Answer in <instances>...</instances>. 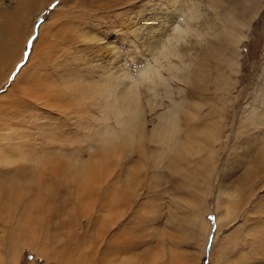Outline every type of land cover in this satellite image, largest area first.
<instances>
[{
  "label": "rangeland",
  "instance_id": "rangeland-1",
  "mask_svg": "<svg viewBox=\"0 0 264 264\" xmlns=\"http://www.w3.org/2000/svg\"><path fill=\"white\" fill-rule=\"evenodd\" d=\"M221 1L0 0V264H264V0Z\"/></svg>",
  "mask_w": 264,
  "mask_h": 264
},
{
  "label": "bare ground",
  "instance_id": "bare-ground-1",
  "mask_svg": "<svg viewBox=\"0 0 264 264\" xmlns=\"http://www.w3.org/2000/svg\"><path fill=\"white\" fill-rule=\"evenodd\" d=\"M107 1V0H106ZM210 3H211V5H218L219 3H220V5L222 6V1L221 0H210ZM235 8V7H234ZM218 9V8H217ZM234 11H235V9H234ZM221 13V12H220ZM172 15V14H171ZM173 16V15H172ZM174 17V16H173ZM162 19H164L165 21H166V19L167 18H165V17H163ZM163 20V21H164ZM167 23V25L165 26V28L167 27V28H170L172 25L175 27V25L174 24H170L169 22H168V20L166 21ZM17 23L15 22L9 29H10V32L11 31H13L14 30V27H15V25H16ZM154 26H157V25H154ZM174 30H175V28H173ZM168 30V29H167ZM180 30H183L182 29V27H180ZM180 30L178 31V32H180ZM181 32H183V31H181ZM179 34L180 33H178V35H176V36H174L173 38H169L168 37V39H164V42L165 43H168V44H171V43H173V39H178V37H179ZM223 39V38H222ZM10 47V46H9ZM6 48V47H5ZM102 48H103V46H102ZM5 51H6V49H4ZM8 50H10V48L8 49ZM103 50V49H102ZM102 54V53H101ZM11 59V58H10ZM157 60H158V58H156ZM41 68H42V65H41ZM37 73V72H36ZM156 74H159V73H156ZM160 75V74H159ZM32 78H33V76H32ZM32 78H30V80L32 79ZM38 79V80H37ZM40 80L41 79H39L38 77H36V76H34V81L32 80L31 82H28L27 84L28 85H25L26 87L27 86H32V82H33V86H32V88L31 89H36L34 92H32L31 90H30V93L31 94H35L36 96H37V92H39V96H41L42 97V94H44V96H50L51 95V92L50 91H47L46 90V92H44L40 87H45V88H50L51 86H43L41 83H40ZM43 82H45V80L44 81H42V83ZM47 82V81H46ZM41 85H40V84ZM38 86V88L39 89H37L36 87ZM29 88V87H28ZM59 89V88H58ZM23 90V89H22ZM60 90V89H59ZM54 91V90H53ZM28 93H29V90H28ZM59 93V92H58ZM34 97V96H33ZM48 102L50 103V104H53V103H58V101L56 100V97H55V95L52 97H50V99L48 100ZM110 158V156H105V157H103L102 158V160H101V164H105V163H107L108 161H107V159H109ZM73 160V159H72ZM110 160V159H109ZM69 161V160H68ZM64 163V162H63ZM61 164V165H59L58 164V166L57 165H55V167L53 168V171H51V172H55L56 173V175H58V177H63L64 175H65V173L66 172H68L69 170H70V168H68L67 169V167H66V164ZM55 164H57V163H55ZM25 166V165H24ZM66 168V169H65ZM107 169V167H105V168H103V169H101V168H99L95 173H93V174H90V173H88L85 169H83V168H78V169H75L74 170V175H77L76 176V183H77V189H78V193H79V195H83L84 197H90V193H92L93 191H92V186H94L95 184H97L98 183V181H99V179H100V175H102V173H103V171H105ZM34 171V170H33ZM72 172H73V169H72ZM72 172H69L68 173V175H71V173ZM32 174L34 173V172H31ZM49 172L47 173V172H44L41 176L44 178V180H45V184L44 185H42L43 186V188H42V190H44L42 193L44 194V195H46V193L48 192V188H49V181H52V177L51 178H48V176H49ZM34 175V174H33ZM31 176V175H30ZM33 177V176H32ZM31 177V178H32ZM35 177V176H34ZM68 188V187H67ZM90 191H92V192H90ZM35 192V191H34ZM33 192V193H34ZM41 193V189L40 190H38L35 194H37V199H35V200H31L30 199V203H29V205H28V210L29 211H31V208H36L35 206H36V204H37V201H39L42 197H44L43 196V194ZM48 194V193H47ZM111 194V193H110ZM93 196H94V193H93ZM84 197H82V198H84ZM37 208H40V207H37ZM41 209V208H40ZM40 209H37V211H39ZM29 220H31V219H26V222L27 221H29ZM70 261H71V259H69ZM69 260H67L68 262H69ZM71 263V262H70Z\"/></svg>",
  "mask_w": 264,
  "mask_h": 264
},
{
  "label": "snow or ice",
  "instance_id": "snow-or-ice-1",
  "mask_svg": "<svg viewBox=\"0 0 264 264\" xmlns=\"http://www.w3.org/2000/svg\"><path fill=\"white\" fill-rule=\"evenodd\" d=\"M211 219H215V217H212Z\"/></svg>",
  "mask_w": 264,
  "mask_h": 264
}]
</instances>
